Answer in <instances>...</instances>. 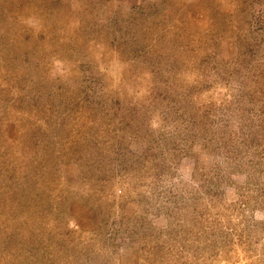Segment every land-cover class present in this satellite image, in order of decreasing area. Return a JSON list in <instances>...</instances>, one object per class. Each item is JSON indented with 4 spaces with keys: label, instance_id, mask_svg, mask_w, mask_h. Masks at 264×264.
I'll return each mask as SVG.
<instances>
[{
    "label": "rangeland",
    "instance_id": "rangeland-1",
    "mask_svg": "<svg viewBox=\"0 0 264 264\" xmlns=\"http://www.w3.org/2000/svg\"><path fill=\"white\" fill-rule=\"evenodd\" d=\"M0 264H264V0H0Z\"/></svg>",
    "mask_w": 264,
    "mask_h": 264
},
{
    "label": "crops",
    "instance_id": "crops-1",
    "mask_svg": "<svg viewBox=\"0 0 264 264\" xmlns=\"http://www.w3.org/2000/svg\"><path fill=\"white\" fill-rule=\"evenodd\" d=\"M110 1V0H109Z\"/></svg>",
    "mask_w": 264,
    "mask_h": 264
}]
</instances>
